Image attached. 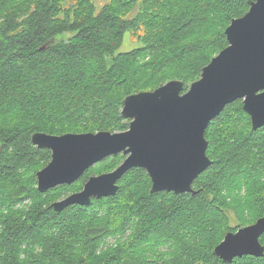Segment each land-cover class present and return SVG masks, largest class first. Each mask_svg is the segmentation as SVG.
Listing matches in <instances>:
<instances>
[{
	"label": "trees",
	"instance_id": "trees-1",
	"mask_svg": "<svg viewBox=\"0 0 264 264\" xmlns=\"http://www.w3.org/2000/svg\"><path fill=\"white\" fill-rule=\"evenodd\" d=\"M251 1L109 0L97 10L92 0H0V264H224L215 246L264 216V127L251 129L241 101L207 127L211 164L193 194H150L146 172L132 169L114 196L57 213L51 203L122 156L40 193L35 173L50 152L30 138L125 131L123 99L172 80L186 91ZM127 32L140 47L119 52Z\"/></svg>",
	"mask_w": 264,
	"mask_h": 264
},
{
	"label": "water",
	"instance_id": "water-1",
	"mask_svg": "<svg viewBox=\"0 0 264 264\" xmlns=\"http://www.w3.org/2000/svg\"><path fill=\"white\" fill-rule=\"evenodd\" d=\"M224 35L227 46L186 91L181 81L172 80L124 98L120 115L129 121L125 131L33 134L32 146L50 152V161L35 173L40 193L76 183L107 158L124 157L115 169L90 176L79 192L51 203L50 208L59 213L112 197L132 169L146 172L150 194H193V182L211 164L205 131L227 105L241 101L251 129L264 127V0L251 1L248 11L232 20ZM263 234L264 216L250 225H237L235 232H228L215 246L213 255L224 264L246 256L263 257L264 245L259 240Z\"/></svg>",
	"mask_w": 264,
	"mask_h": 264
},
{
	"label": "rangeland",
	"instance_id": "rangeland-1",
	"mask_svg": "<svg viewBox=\"0 0 264 264\" xmlns=\"http://www.w3.org/2000/svg\"><path fill=\"white\" fill-rule=\"evenodd\" d=\"M25 1H27V0H25ZM109 0H92V3L95 5V7H96V9L97 10H99L100 9V7H102L104 4H106L107 2H108ZM137 47H140V43L139 42H137V41H135L133 38H132V36H131V34L129 33V32H127V33H125L124 34V38H123V43H122V45H121V47H120V49L118 50L119 52H128V51H130V50H132V49H134V48H137ZM119 156H122V155H119ZM113 157H111V158H107V159H105V160H103V161H101L100 163H98V164H102L104 161H106V160H110V159H112ZM123 159H124V157L122 156V159H121V161H120V163L118 164V165H120L121 164V162L123 161ZM105 165V164H104ZM117 165V166H118ZM96 166V165H95ZM116 166V167H117ZM115 167V168H116ZM114 168V169H115ZM91 176H96V175H91ZM78 182V181H77ZM76 182V183H77ZM76 183H74V184H76ZM74 184H72V185H74ZM72 186L70 185V186H68L67 188H71ZM79 192V191H78ZM73 193H76V191H69V190H66L65 191V193L58 199V200H61V199H63V198H65V197H67L68 195H70V194H73ZM57 200V201H58ZM27 204H29L28 202H25L24 203V205H27ZM248 225H250V224H248ZM247 226V225H246ZM244 227V226H243ZM113 243H115V241L113 240V239H111L110 240V243L109 244H113ZM109 244H107V245H109ZM107 245H105V246H107Z\"/></svg>",
	"mask_w": 264,
	"mask_h": 264
}]
</instances>
